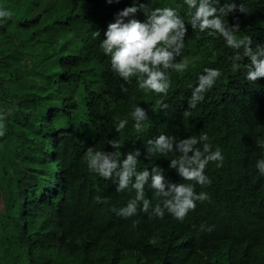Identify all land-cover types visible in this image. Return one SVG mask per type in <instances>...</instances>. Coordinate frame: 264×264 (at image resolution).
Instances as JSON below:
<instances>
[{"label":"trees","instance_id":"trees-1","mask_svg":"<svg viewBox=\"0 0 264 264\" xmlns=\"http://www.w3.org/2000/svg\"><path fill=\"white\" fill-rule=\"evenodd\" d=\"M87 1L91 6L94 1L93 12L84 8L83 2ZM174 1L180 17L190 25L184 0ZM140 2L137 0V4ZM226 2L232 0H221V4ZM235 2L243 4L247 11L229 14L224 18L226 23L238 20V37H251L253 48L264 45V0ZM132 3L133 0L111 4L107 0H41L33 10L30 0H0V10L12 13L0 22V113L5 116V134L0 136V264H128L126 250L129 254L137 250L142 256L134 264H264V227L257 217L258 212H264V174L255 166L264 160V148L256 143L264 139V78L247 80L249 61L245 59L241 68L234 70L230 59L234 50L223 37L199 29H188L183 41L184 58L177 60L187 61V69L166 70L170 87L166 95H159L157 104L162 102L168 107L155 117L149 132L163 130L172 136L181 135L178 139L207 133L212 149L221 150L223 164L207 165L205 175L210 184L192 183L197 193L206 192L210 199L197 201L195 210L182 221L167 212L163 219L150 217V212L136 222L135 218L124 219L136 229H145L135 235L127 232L126 250L119 248L121 257L110 263H95L83 253H68L64 247L52 244L56 238L47 220L55 208L51 199L60 200L70 214L75 196L87 192V185L94 179L118 205L126 206L135 198L134 190L114 191V178L105 180L90 172L76 157L81 149L113 151L109 140H118L124 153L144 140L143 128L139 132L135 129L133 134L125 128L116 130L124 120L122 111L134 98L133 91L123 92L120 107L117 102L98 110L88 121L93 128L84 129L82 134L59 136L56 122L42 120L47 110V91L64 90L73 98L79 91H88L86 80L75 84L74 78L70 80L68 76L75 69L89 72L94 52L87 51L96 50L108 23ZM28 20L31 24L21 23ZM3 28L7 30L3 32ZM96 31L100 33L98 38L93 36ZM36 34L49 41L43 38L39 55L32 56V47L24 37ZM205 68L219 69L222 75L204 93V99L190 109L192 91ZM185 110L191 116L184 117ZM47 153L49 158L42 159ZM177 155L155 154L146 159L142 154L137 170L158 165L167 180L188 183L169 168L170 160ZM60 179L65 181L64 194L55 186L60 185ZM76 182L78 185L73 187ZM47 191L49 200L44 197ZM86 196L91 199L95 195ZM145 196L150 197L153 206L160 202L150 185L145 186ZM124 221L110 211L103 223L113 233ZM118 233L113 234L114 238Z\"/></svg>","mask_w":264,"mask_h":264},{"label":"clouds","instance_id":"clouds-1","mask_svg":"<svg viewBox=\"0 0 264 264\" xmlns=\"http://www.w3.org/2000/svg\"><path fill=\"white\" fill-rule=\"evenodd\" d=\"M41 0H30V8L35 10ZM178 1V0H177ZM181 2V0H179ZM108 3H119L120 0H107ZM24 1L20 4L22 6ZM168 6H161V4ZM182 3V2H181ZM187 5L190 20L185 24L178 14L174 0H133L132 6H128L115 14L114 22L107 25L104 39L100 41L96 50L89 48L87 52H94V62L89 72H80L75 69L70 73V80L74 78L75 84L80 80H86L88 91H79L70 96L64 90L56 92L47 91V110L42 116L46 122H56L59 136L70 133L82 134L86 128H93L90 121L101 108L114 105L119 107L123 102V92L133 91L134 98L122 111L124 120L116 126L119 132L125 128L128 134H133L144 129V140L138 145H132L127 153L120 151L122 145L118 140H109L108 146L113 151H100L81 149L76 152V157L81 163H85L89 171L103 179H113L112 189L116 192L131 189L135 192V198L128 201L127 205L116 204L111 200L107 190L102 192L96 180L90 181L88 191L75 196L72 213L60 200L51 199L55 208H52L48 229L56 238L52 244L57 248L64 247L70 252L83 253L85 258L95 263L103 260L110 261L115 257H121L119 248H127V232L135 235L145 228L126 224L124 219L138 221L150 212V217L163 219L165 212L175 219L182 221L190 211H194L196 202H204L210 199L206 192L197 193L194 184L208 185L210 179L205 175V169L210 162H215L217 167L223 164V155L219 148L212 149L207 133L197 136L178 139L181 135L174 136L164 133L163 130L149 132L154 125L155 117L167 108L166 104H157L159 95H166L170 87V79L166 70L174 69L184 71L188 67L187 61L177 63L178 58H184V38L188 29H199L209 34H219L223 37L227 46L234 50L230 57L232 68L239 70L241 62L247 59L246 79L257 81L264 78V45L253 48L251 37H238L240 24L237 20L233 24L226 23L225 17L236 12L246 13L243 4L232 2L221 4V0H184ZM88 12L96 8L94 1L83 2ZM41 8V7H39ZM83 8V9H84ZM82 9V10H83ZM82 11L78 14L81 16ZM12 13L9 10H0V22L9 19ZM23 14L20 13V20ZM136 18L144 19L143 22ZM26 25L31 21L21 22ZM7 28H3L5 32ZM100 33L93 32L94 38ZM25 41L31 45L32 56L41 51V40L49 41L42 34L25 36ZM16 39H13L15 41ZM39 55V54H38ZM37 55V56H38ZM110 70V73L106 72ZM222 75L219 69L205 68L204 74L198 77L197 86L193 89L188 103L190 109L195 108L204 99V93L212 88L216 80ZM55 86V85H52ZM51 86V87H52ZM69 86V85H68ZM50 87V88H51ZM72 90L73 87L69 86ZM116 98V99H115ZM184 117L191 116V112L185 110ZM4 114L0 113V136L5 134ZM257 146L264 148V139L256 141ZM202 145V147H198ZM178 153L177 157L170 160L169 168L174 169L177 176L188 183L167 180L163 175L164 170L158 165L151 169L137 170L139 157L145 154L147 159L151 155H165ZM47 153L42 159L49 158ZM256 168L264 174V160L256 163ZM56 185L58 192L64 194L63 180ZM63 183V184H62ZM78 185L77 182L73 187ZM150 185L160 202L152 205L150 197L145 196V186ZM93 194L89 199L86 195ZM49 200L50 194L44 195ZM48 202V201H47ZM112 211L114 216L122 221L113 233L104 226L103 220ZM258 220L264 227V212H258ZM136 224V223H135ZM114 238L113 234L117 233ZM128 264H134L142 256L137 250L129 254ZM124 261V260H123ZM126 262V261H124ZM120 264H124L121 262Z\"/></svg>","mask_w":264,"mask_h":264}]
</instances>
